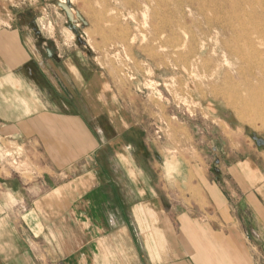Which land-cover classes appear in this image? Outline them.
Listing matches in <instances>:
<instances>
[{"label":"rangeland","instance_id":"1","mask_svg":"<svg viewBox=\"0 0 264 264\" xmlns=\"http://www.w3.org/2000/svg\"><path fill=\"white\" fill-rule=\"evenodd\" d=\"M140 1L0 0V33L4 32L7 43L15 37L22 48L30 49V67L60 68L61 75L63 67H83L89 77L97 72L94 77L105 86L100 84L102 88L97 91L110 102L116 96L119 108L136 114L149 137L158 143L162 158L180 157L196 164L191 175L198 182L203 177V182H214L228 197V223H221L215 215L200 216L199 221L212 224L214 232L209 248L198 247L201 263L197 264H232L242 254L245 264H264V4L260 0H235L233 7L213 8L215 1L208 0L196 4L192 15L179 25L175 4L150 0L153 5L146 20L145 2ZM224 11L250 22L246 32L220 35L222 40L237 39L244 53L254 55L249 62L220 48L215 22ZM191 18L199 27L191 25ZM257 22L262 24L260 30ZM185 28L191 29L195 54L186 55L189 44L175 48L177 53L171 46L162 47L169 37L165 33L171 30L188 38ZM201 41H210V46L200 54ZM238 72L253 82L251 89L242 84L239 95L245 97L250 90L256 91L257 106L250 101L231 104L225 88L241 79ZM26 73L45 81L34 69H26ZM4 75L0 71V79ZM53 75L58 76L56 72ZM39 86L34 90L50 93L44 82ZM4 111L1 109V114ZM6 122L0 118V129ZM33 160L26 145L0 135V169L5 167L16 177L30 181ZM203 186L198 184V198ZM248 196L259 199L255 202L256 215ZM240 202L245 210L239 208ZM209 236L208 231H198L203 240ZM207 255L212 263H206Z\"/></svg>","mask_w":264,"mask_h":264},{"label":"crops","instance_id":"2","mask_svg":"<svg viewBox=\"0 0 264 264\" xmlns=\"http://www.w3.org/2000/svg\"><path fill=\"white\" fill-rule=\"evenodd\" d=\"M15 40L0 33V135L28 147L34 173L27 181L0 169V264L201 263L197 249L214 231L200 216L228 223V197L191 175L196 164L162 158L136 114L97 91L96 71L30 67V49ZM32 68L45 81L27 76ZM42 82L50 93L34 90ZM257 200L247 197L255 215Z\"/></svg>","mask_w":264,"mask_h":264},{"label":"bare ground","instance_id":"3","mask_svg":"<svg viewBox=\"0 0 264 264\" xmlns=\"http://www.w3.org/2000/svg\"><path fill=\"white\" fill-rule=\"evenodd\" d=\"M143 1L145 2V11L143 12V16L145 17L146 20H148V14H149L148 9H149V6L150 5H153V4L150 2V0H141L140 2H143ZM206 1H208V0H162L161 2L163 4H165V5H171V4H175L176 5L174 12H175V15H176L177 20L180 21L179 22V25H181V23H183V20L184 19H186L188 16L192 15L193 10H194V7L196 6V4H206ZM214 1H215L216 4L213 5V8H217V7H220V8H223V7H225V8L226 7H231L232 5H235V2H236L235 0H233V1H230V0H214ZM260 3L261 4H264V0H260ZM156 14H157V12H156ZM156 14H154V16ZM164 18H165V16H164ZM210 20H211V18H210ZM190 21H191V25L193 27H199V25H197V22L194 19L191 18ZM145 23L147 25H149L148 21H146ZM248 23H250V22L249 21H246V19H242L241 20L239 14L232 13V12H228V11H226V12L224 11V12L220 13V16L217 18V20L215 22V25H216L215 28H216V33H217V40L219 41L220 48L222 50H224V51L230 52V54L236 55L243 62H249L250 59H251V57L254 56V55H250V54L244 53L239 48V41L237 39L236 40H233V39H230V40H226V39L225 40H222L220 38V35L223 32H225V33L226 32H231V33H234V34H239V33H242V32H246L248 30V26H249ZM256 27L260 30L262 28V24L259 23V22H257ZM185 33L188 35V38H187L186 35H182V36L181 35H177L172 30L169 33H165L166 34V37L167 36H169V37H167L165 39L164 44H162V47H169V46H171V47H173L171 50H173V52L177 53L178 50H179V47L180 48L181 47L183 48V47H186L189 44L190 47H191V49H190V52L188 54H186V55L189 56V55L195 54V48L196 47L194 48V39H193V35L191 33V29L190 28H185ZM245 42H249L250 43V41H245ZM209 46H210V41L208 43H206V41H201V43H200V45L198 47V49L200 48V54H201V52L208 51ZM175 48H178V50L175 49ZM218 50H219V48L217 47V48H213L212 51L214 53H216V52H218ZM177 63H176V65H178ZM258 65L259 66L262 65V63L260 62V64H258ZM263 65H262V67H263ZM197 67H199V66H197ZM205 69H207V68H205ZM207 70H209V68ZM237 77L238 78H241V79L240 80L238 79L239 81L237 80V82H235V83L229 84L228 87H227V90L223 86L225 88V93L230 98L231 104L232 103L233 104L234 103H237L238 104L240 102L250 101V103L252 105H256L257 106L259 100H258V94L256 93V91L250 90L249 95L248 96H245V97H243L242 95H239V93H238L240 91V88H241V85L242 84H245V86L247 88H250L251 89V86H252L253 82L251 80L245 79L243 77V75L241 74V72H238ZM227 82H229V81H227ZM216 87H219V86H216ZM214 88H215V86H214ZM255 110L256 109H253L252 112L255 113ZM262 124L264 126V122Z\"/></svg>","mask_w":264,"mask_h":264}]
</instances>
